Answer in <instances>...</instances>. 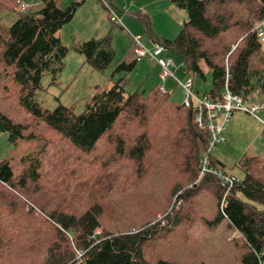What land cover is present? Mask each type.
<instances>
[{"label":"trees","instance_id":"trees-1","mask_svg":"<svg viewBox=\"0 0 264 264\" xmlns=\"http://www.w3.org/2000/svg\"><path fill=\"white\" fill-rule=\"evenodd\" d=\"M38 1V9L22 12L20 3L29 0H0V11L16 16L0 27V109H15L0 112V132L13 147L19 139L42 141L34 156L21 158L16 177L8 161L0 162V264H261L264 163L244 157V177L228 192L216 176L199 177L209 133L159 81L131 93L120 82L97 88L78 114L62 105L39 108L35 92L45 72L55 78L62 70L68 49L59 32L78 5ZM171 1L187 15L179 35L149 37L180 59L194 86L196 76L205 80L210 72L202 95L220 100L226 71L233 94L247 99L264 91L256 31L264 0ZM135 18L148 36L149 16ZM75 50L99 71L114 55L108 35ZM257 55L263 58L252 67ZM134 63L120 68L130 72ZM40 126L55 134L49 143L36 134ZM50 144L67 156V175H54ZM219 163L210 157L212 167ZM176 230L182 234L168 242Z\"/></svg>","mask_w":264,"mask_h":264},{"label":"rangeland","instance_id":"rangeland-1","mask_svg":"<svg viewBox=\"0 0 264 264\" xmlns=\"http://www.w3.org/2000/svg\"><path fill=\"white\" fill-rule=\"evenodd\" d=\"M29 1L30 11L38 9L41 5L38 0ZM58 2L62 8L70 6L72 2L77 3L78 6L73 19L65 24L59 32L62 44L68 49L61 72L55 78L49 72H45L41 78L40 88L35 92V101L43 111H53L62 105L72 107L76 114L81 113L97 88H110L117 82H120L128 93L138 88L147 89L157 84L158 81L160 82L158 76L160 67L148 56L137 62L133 71L128 72L126 69L120 68L123 61L126 63L135 61L134 53L130 50L133 48V36H141V42L147 49L153 50L154 48V43L144 33L141 21L135 16L138 12L148 14L149 30L158 39L169 41H174L177 38L183 23L187 20L185 11L173 5L171 0H58ZM15 18V14L11 11H0V27L6 30L15 21ZM124 18L127 19L126 22L120 23ZM128 19L140 28L139 34L132 32L125 25L129 23ZM106 35L110 38L114 53L113 60L104 70H95L86 62L84 56L75 50V47L78 43L92 38L101 39ZM261 46V53L264 54V42ZM165 54L176 64L174 70L176 79L183 81L185 76L180 59L168 51ZM261 58L263 57L260 55L254 56L251 59V66L254 67ZM205 75V80L196 76L194 92L198 95L206 92L211 84L210 72L206 69ZM170 83L173 86L169 87L165 83V87L173 89L170 94L171 99L177 104H182L184 95L173 79L168 82V84ZM5 84L8 89L12 88L10 83ZM246 101L254 104L261 103L264 101V91L262 93L260 91L253 92ZM9 111H11L10 115L15 113V109H9ZM9 111L0 109V112L6 114ZM256 115L264 122V109L259 110ZM36 134L43 139L45 144L52 141V134L55 136L54 133L47 131L42 126L36 129ZM222 135L225 142L216 144L211 152V157L220 162L219 166L222 165L226 176H234L239 180L244 177L239 166L244 157L254 155L264 163V127L253 116L242 111L233 112L224 126ZM41 142L19 139L13 147L8 140V135L0 132V162L8 161L16 177L21 170V158L34 156L41 148ZM49 150L53 153L51 160L56 166L54 175H67L66 166L63 163V159L67 157L64 151L57 148L55 144H50ZM71 163L70 160L69 164ZM93 171L100 172L101 167L95 163ZM115 186L118 187L117 184ZM206 204V202L203 203L205 206ZM160 218L162 216L157 220ZM181 234L182 232L177 233L176 230L174 235L168 237V242ZM261 264H264V259Z\"/></svg>","mask_w":264,"mask_h":264},{"label":"built area","instance_id":"built-area-1","mask_svg":"<svg viewBox=\"0 0 264 264\" xmlns=\"http://www.w3.org/2000/svg\"><path fill=\"white\" fill-rule=\"evenodd\" d=\"M20 9L22 12L29 11L30 5L22 2L20 3ZM263 24L264 22L258 24L256 27L257 36L262 42H264ZM132 40L135 61L139 62L143 57L148 56L159 65L160 71L158 76L161 83V92H165V81L169 78L173 79L184 95L182 105L195 111V121L198 127L207 130L209 133L208 150L203 154L201 159L199 177L205 174H212L216 176L221 185L225 186L226 190L229 191L235 184L239 183L240 180L234 176H226L222 168L212 167L210 165L211 152L216 144L225 142L222 132L226 122L235 111H242L253 116L260 121L264 127V122L256 115L259 110L264 109V101L256 104L247 103L246 99L233 94L227 87L228 71H226L225 86L220 100H212L209 96L198 95L194 92V76L192 74L184 75L185 78L183 81H178L176 79L174 74L176 64L172 59L162 55L163 52H165L163 46L154 44L153 50H149L141 42L140 36H133ZM181 64L183 68V63Z\"/></svg>","mask_w":264,"mask_h":264},{"label":"crops","instance_id":"crops-1","mask_svg":"<svg viewBox=\"0 0 264 264\" xmlns=\"http://www.w3.org/2000/svg\"><path fill=\"white\" fill-rule=\"evenodd\" d=\"M144 13V12H143ZM146 14V13H145ZM148 15V14H147ZM149 16V15H148ZM126 18H124L120 23H122V22H126ZM128 21H129V23L128 24H125L130 30H132V32H137L138 34H139V30H140V28H138V26L132 21V20H130V19H128ZM150 28H151V25H150ZM149 35H153V36H156L151 30H149V34H148V38H150L149 37ZM151 40V39H150ZM151 42H152V40H151ZM131 50V49H130ZM150 50V49H149ZM130 53H131V51H130ZM131 55H132V53H131ZM163 56H166L167 57V55L165 54V52H163V54H162ZM130 61H131V59H130ZM123 63H125V64H132L133 63V61H131V62H129V63H126V62H124L123 61ZM137 62H135L134 63V66H133V69L131 70V71H133L134 69H135V64H136ZM185 75V74H184ZM171 79H168V80H166V84L169 86V87H171V86H173L171 83L170 84H168V82L170 81ZM166 86V85H165ZM175 87H177V86H175ZM166 88V87H165ZM169 90L171 91V93L173 92V89H170L169 88ZM180 90V89H179ZM181 91V90H180ZM183 95V94H182ZM252 157H257V156H252ZM257 158H259V157H257ZM260 159V158H259Z\"/></svg>","mask_w":264,"mask_h":264}]
</instances>
